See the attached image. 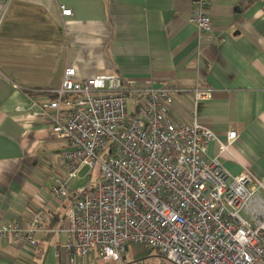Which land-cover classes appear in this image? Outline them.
Listing matches in <instances>:
<instances>
[{
	"label": "crops",
	"instance_id": "crops-1",
	"mask_svg": "<svg viewBox=\"0 0 264 264\" xmlns=\"http://www.w3.org/2000/svg\"><path fill=\"white\" fill-rule=\"evenodd\" d=\"M72 9L62 16L61 6ZM193 0H0V227L27 225L43 209L37 247L0 238V264L68 261L56 228L73 200L50 189L68 150L40 104L57 97L65 69L81 76L167 80L171 117L200 122L227 142L216 157L233 174L244 166L264 178V0H211L212 33L190 21ZM211 96L194 102L193 89ZM67 109V107H65ZM64 109V110H65ZM76 197H74L75 199Z\"/></svg>",
	"mask_w": 264,
	"mask_h": 264
},
{
	"label": "built area",
	"instance_id": "built-area-1",
	"mask_svg": "<svg viewBox=\"0 0 264 264\" xmlns=\"http://www.w3.org/2000/svg\"><path fill=\"white\" fill-rule=\"evenodd\" d=\"M193 5L190 21L205 38L212 33L211 0ZM61 14L73 12L62 5ZM56 91L40 108L68 150L50 192L73 200L56 228L66 235L56 255L63 247L70 263L85 264L97 251L106 263L127 264L128 245L144 242L170 264H264V178L247 166L233 175L218 156H207L211 142L220 154L229 151L236 131L224 142L195 112L186 121L173 119L167 80L81 76L68 66ZM192 91L196 105L212 94ZM97 162L94 185L74 190L70 181ZM45 216L41 209L27 225L6 222L0 238L37 247Z\"/></svg>",
	"mask_w": 264,
	"mask_h": 264
},
{
	"label": "rangeland",
	"instance_id": "rangeland-1",
	"mask_svg": "<svg viewBox=\"0 0 264 264\" xmlns=\"http://www.w3.org/2000/svg\"><path fill=\"white\" fill-rule=\"evenodd\" d=\"M68 97H71L68 95ZM133 103H129V112L132 113ZM100 175V166L97 162L95 167L90 171V167L83 168L78 175L70 181V186L76 190L80 187L88 186L92 187L98 180ZM125 257L127 264H170V261L163 257L158 248L152 247L144 242H132L128 245L125 252L122 253V258ZM39 259L36 264H50L46 260L44 263ZM54 264V263H53ZM58 264V263H55ZM59 264H72L69 261L63 260ZM85 264H117L116 261L106 263L98 255L97 251L90 255L86 259Z\"/></svg>",
	"mask_w": 264,
	"mask_h": 264
}]
</instances>
